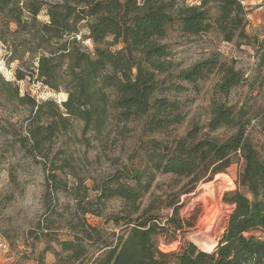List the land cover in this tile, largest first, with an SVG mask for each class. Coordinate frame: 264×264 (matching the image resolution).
<instances>
[{"label": "trees", "instance_id": "1", "mask_svg": "<svg viewBox=\"0 0 264 264\" xmlns=\"http://www.w3.org/2000/svg\"><path fill=\"white\" fill-rule=\"evenodd\" d=\"M200 1L0 0V43L20 66L16 82L0 73V94L30 108L20 147L50 171L54 182L69 164L63 158L57 162L60 153H53V147L61 134L74 130V122L83 124L84 135L97 139L105 138L112 126L123 135L132 121L141 122L144 134L165 132L183 123L184 115L178 99L157 94L182 92L187 83L198 89L200 81L220 75L207 127L210 132L227 128L230 136L208 133L197 139L187 134L168 144L158 138L142 141L129 170L118 169L101 180L93 195L76 197L65 239L42 231L39 241L57 245L44 249H53L54 264H264V110L259 140L246 106L228 101L233 89L247 81L246 74L215 55L175 73L172 51L164 43L172 29L192 37L216 31L238 46L257 47L264 38L248 33L249 9L242 0ZM43 13L46 20L40 18ZM24 80L67 97L38 100L22 94L19 82ZM0 130L7 128L0 125ZM235 163L241 164L237 187L224 196L233 210L218 245L206 251L189 241L173 251L161 249L176 240L164 236L185 229L181 197ZM158 173L188 180L174 199L157 207L144 199ZM113 200L122 207L108 213ZM163 207L174 211L168 226L160 221ZM90 214L102 217V224L89 222ZM36 260L45 264L43 253Z\"/></svg>", "mask_w": 264, "mask_h": 264}, {"label": "rangeland", "instance_id": "2", "mask_svg": "<svg viewBox=\"0 0 264 264\" xmlns=\"http://www.w3.org/2000/svg\"><path fill=\"white\" fill-rule=\"evenodd\" d=\"M242 1L249 9L248 33L252 36L259 34L264 38V0ZM188 2L196 4L197 0ZM40 18L47 19L44 13ZM169 32L164 43L172 51L175 73L215 55L221 62L236 66L246 74L247 81L233 89L228 101L246 106V110L254 118L252 125L256 126L255 137L263 139L260 117L264 110V44L255 47L248 44L238 46L235 42L226 43L216 31L197 37L183 35L176 29ZM82 33L88 35L85 24H82ZM86 45L91 47L90 42H86ZM6 47L0 43V73L5 79L16 82L15 71L20 67L19 61L11 60L10 51ZM219 79L220 75L213 74L209 79L200 81L198 89L187 83V88L182 92L157 94L160 97L178 99L184 115L183 123L165 132L144 134L141 122L132 121L128 125L130 129L123 135L118 134L117 128L112 126L103 135L105 138L97 139L91 133L84 135L83 124L74 122V130L61 134L53 147V153H60L57 162L62 163L59 159L63 158L69 164L65 172L58 173L55 182L51 180L50 171L22 152L20 147L19 141L25 134L24 124L30 115V108L22 105L18 107L0 94V125L7 128L6 132L0 130V264H38L36 259L41 253L45 264H54L56 258L53 249L45 252L44 249L47 246L57 248V245L39 241L42 231L59 234L65 239L68 232L66 219L74 208L76 197L93 195V188L101 180L118 169L129 170L135 163V157L141 153L142 141L158 138L168 144L175 137H185L187 134L197 139L206 137L208 133L211 137L220 139L230 136L231 130L227 128L210 132L207 127L211 116V102L215 96L219 97L214 89ZM19 86L22 94L28 93L38 100L54 97L63 101L67 97V94L56 93L40 82L24 80L19 82ZM240 168L241 164L235 163L227 173L217 174L215 179L202 182L193 193L181 197L180 219L185 229L177 233L170 231L163 239L171 240L176 236V240L171 244L163 243L161 249L173 251L184 242L195 243L191 236L204 210L202 203L198 202L204 191L216 206L218 204L224 208V220L210 251L215 247L233 210V206L224 201V196L227 191L237 187L236 177ZM187 180L173 174L158 173L157 182L145 197L144 203L153 200L157 207L163 206V202L176 197V193L186 186ZM121 207L120 201L113 200L107 211L111 213ZM173 215V210L163 207L160 221L168 226L167 220ZM87 218L93 225L103 222L102 217L91 214ZM188 221L194 225L189 226Z\"/></svg>", "mask_w": 264, "mask_h": 264}, {"label": "bare ground", "instance_id": "3", "mask_svg": "<svg viewBox=\"0 0 264 264\" xmlns=\"http://www.w3.org/2000/svg\"><path fill=\"white\" fill-rule=\"evenodd\" d=\"M202 194L198 202L202 203L204 210L196 222L191 239L203 250L210 251L211 245L215 244L214 237L220 232L224 220V208L219 207L218 204L216 206L207 192L204 191Z\"/></svg>", "mask_w": 264, "mask_h": 264}, {"label": "crops", "instance_id": "4", "mask_svg": "<svg viewBox=\"0 0 264 264\" xmlns=\"http://www.w3.org/2000/svg\"><path fill=\"white\" fill-rule=\"evenodd\" d=\"M188 1V0H187ZM201 1L197 0V3H200ZM194 3V2H193Z\"/></svg>", "mask_w": 264, "mask_h": 264}, {"label": "water", "instance_id": "5", "mask_svg": "<svg viewBox=\"0 0 264 264\" xmlns=\"http://www.w3.org/2000/svg\"><path fill=\"white\" fill-rule=\"evenodd\" d=\"M219 243V242H218ZM218 243L215 245V247L218 245Z\"/></svg>", "mask_w": 264, "mask_h": 264}, {"label": "built area", "instance_id": "6", "mask_svg": "<svg viewBox=\"0 0 264 264\" xmlns=\"http://www.w3.org/2000/svg\"><path fill=\"white\" fill-rule=\"evenodd\" d=\"M78 37H79V38H81V36H80V35H79Z\"/></svg>", "mask_w": 264, "mask_h": 264}]
</instances>
